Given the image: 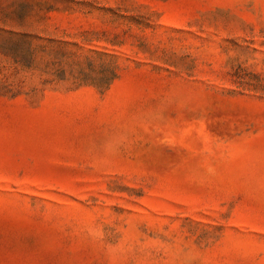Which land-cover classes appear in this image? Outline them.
I'll return each instance as SVG.
<instances>
[{"label": "rangeland", "instance_id": "rangeland-1", "mask_svg": "<svg viewBox=\"0 0 264 264\" xmlns=\"http://www.w3.org/2000/svg\"><path fill=\"white\" fill-rule=\"evenodd\" d=\"M0 264H264V0H0Z\"/></svg>", "mask_w": 264, "mask_h": 264}]
</instances>
